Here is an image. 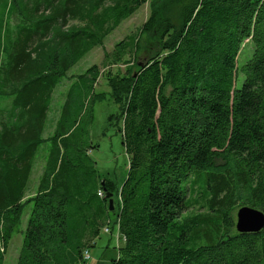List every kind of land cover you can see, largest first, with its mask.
<instances>
[{
	"label": "trees",
	"instance_id": "16d2710c",
	"mask_svg": "<svg viewBox=\"0 0 264 264\" xmlns=\"http://www.w3.org/2000/svg\"><path fill=\"white\" fill-rule=\"evenodd\" d=\"M147 3L133 60H124L125 42L105 54L127 68L105 76L120 110L109 122L129 158L118 186L90 155L99 147L89 132L93 106L106 99L93 91L97 66L71 76L55 131L43 137L55 89ZM0 7V106L10 99L0 109V264L30 205L17 264H86L84 252L110 220L125 240L112 264H264V230L240 234L232 219L237 206L264 210V0H2ZM71 21L83 26L71 29ZM83 97L87 122L78 120ZM45 144L44 170L27 196ZM197 187L206 212L185 217Z\"/></svg>",
	"mask_w": 264,
	"mask_h": 264
},
{
	"label": "rangeland",
	"instance_id": "374dc122",
	"mask_svg": "<svg viewBox=\"0 0 264 264\" xmlns=\"http://www.w3.org/2000/svg\"><path fill=\"white\" fill-rule=\"evenodd\" d=\"M6 1V0H5ZM27 4H32L38 0H24ZM2 0H0L1 6ZM1 10V7H0ZM150 16V5L149 3L142 6L134 15L123 21L117 28L112 29L108 32L107 37L104 40L103 47H97L92 49L87 56L79 61L68 73V78L60 84L54 92L52 97L51 109L49 113L44 137L49 138L53 135L55 127L60 119L63 105L67 100V95L70 91V86L75 83L71 80V76L82 75L92 66H97L100 71V77L96 85L94 86V92L96 94H106V99L103 101L96 102L93 106V117L94 121L89 126L90 138L94 145H99L96 150H93L90 155L95 160L100 175L108 180L114 181L118 186H122L127 178L129 169V158L126 153L122 134L118 131L117 126L111 125L109 117L111 115H119L120 110L118 106L111 100L109 96L110 88L105 78L108 72L115 75L117 72L125 73L127 68L126 65H113L112 60L105 57V54H112L115 50V46L121 42H125L127 51L124 60L129 62L133 60V50L135 49V43L139 41V35L143 25L147 22ZM19 19L13 17L10 21V27L14 28L17 25ZM71 29L80 28L82 25L79 21H71ZM68 29H65V31ZM134 40V41H133ZM141 45L146 46L151 52L157 50L155 44H147L145 40L141 39ZM148 52H144L139 55L140 61H146ZM247 56V51L242 53L239 63H242L244 58ZM242 82L239 81V86ZM77 91V90H75ZM88 98L83 97V100H79L83 103L78 120L81 121L82 116L83 122L89 121L90 110L88 113ZM7 103H3L0 109L8 106L10 99L7 98ZM50 109V110H51ZM9 110V107H8ZM4 115L7 116L8 112L5 111ZM46 145V144H45ZM43 145L38 149V153L35 159V167L33 169L32 178L30 185L27 190V196H32L36 193L35 187L31 184L40 180L42 172L44 170L46 157L48 153L49 145ZM45 157V158H44ZM102 196V194H100ZM189 209L185 210V217L205 213L206 201L204 198V192L200 187H197L194 195L189 192L188 195ZM241 208V207H240ZM238 206L232 212V219L234 225L237 221V212L240 209ZM33 209V205L28 206L23 214L21 225L18 227L13 240L9 244L6 250L4 264H17V260L20 254V250L23 244L24 231L28 225V220ZM114 220V217H112ZM106 226V225H105ZM110 233H105L104 228L101 231L99 238L93 241V246L88 247L87 251L84 252V259L87 261L86 264H112V261L118 257V247L122 246V242L118 243L117 230L112 231L110 224ZM236 231V227H235ZM90 256V259L88 260Z\"/></svg>",
	"mask_w": 264,
	"mask_h": 264
},
{
	"label": "water",
	"instance_id": "95a60500",
	"mask_svg": "<svg viewBox=\"0 0 264 264\" xmlns=\"http://www.w3.org/2000/svg\"><path fill=\"white\" fill-rule=\"evenodd\" d=\"M104 186V182H102ZM111 211L114 210L113 194H108ZM236 231L240 234L259 233L264 230V210L249 206L241 207L237 212Z\"/></svg>",
	"mask_w": 264,
	"mask_h": 264
},
{
	"label": "built area",
	"instance_id": "2783aa9c",
	"mask_svg": "<svg viewBox=\"0 0 264 264\" xmlns=\"http://www.w3.org/2000/svg\"><path fill=\"white\" fill-rule=\"evenodd\" d=\"M98 194H102V195L104 196V193H103L102 191H99ZM110 224H111V220L108 221V222H107V225L104 227V232H105V233H110V232H111V231H110ZM119 226H120V225H117V228H118V236H117L118 243H119L120 241H121V242L125 241L124 238L119 234ZM89 259H90V256H89L88 260H89Z\"/></svg>",
	"mask_w": 264,
	"mask_h": 264
},
{
	"label": "crops",
	"instance_id": "0c3cea01",
	"mask_svg": "<svg viewBox=\"0 0 264 264\" xmlns=\"http://www.w3.org/2000/svg\"><path fill=\"white\" fill-rule=\"evenodd\" d=\"M31 178H32V175H31V177H30V180H31ZM38 184H39V180H38L37 182H33V183L31 184L33 187H35V191H36V189H37ZM29 185H30V183H29Z\"/></svg>",
	"mask_w": 264,
	"mask_h": 264
}]
</instances>
